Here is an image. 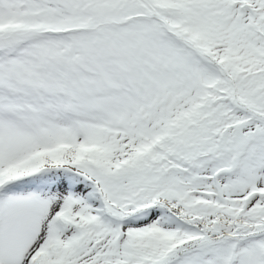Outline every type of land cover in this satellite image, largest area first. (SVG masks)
Instances as JSON below:
<instances>
[{
	"label": "snow or ice",
	"instance_id": "1",
	"mask_svg": "<svg viewBox=\"0 0 264 264\" xmlns=\"http://www.w3.org/2000/svg\"><path fill=\"white\" fill-rule=\"evenodd\" d=\"M0 264H264V0H0Z\"/></svg>",
	"mask_w": 264,
	"mask_h": 264
}]
</instances>
